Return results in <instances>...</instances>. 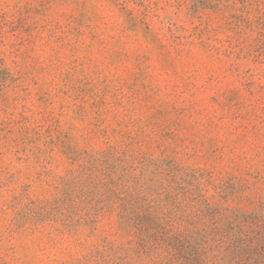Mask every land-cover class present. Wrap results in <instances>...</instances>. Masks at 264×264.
Masks as SVG:
<instances>
[{
    "label": "rangeland",
    "instance_id": "rangeland-1",
    "mask_svg": "<svg viewBox=\"0 0 264 264\" xmlns=\"http://www.w3.org/2000/svg\"><path fill=\"white\" fill-rule=\"evenodd\" d=\"M0 264H264V0H0Z\"/></svg>",
    "mask_w": 264,
    "mask_h": 264
}]
</instances>
